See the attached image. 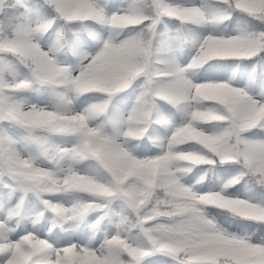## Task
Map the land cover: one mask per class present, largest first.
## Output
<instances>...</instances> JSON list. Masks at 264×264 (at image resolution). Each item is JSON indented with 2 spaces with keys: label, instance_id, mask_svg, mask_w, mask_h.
Segmentation results:
<instances>
[{
  "label": "snow or ice",
  "instance_id": "6c2138e0",
  "mask_svg": "<svg viewBox=\"0 0 264 264\" xmlns=\"http://www.w3.org/2000/svg\"><path fill=\"white\" fill-rule=\"evenodd\" d=\"M0 264H264V0H0Z\"/></svg>",
  "mask_w": 264,
  "mask_h": 264
},
{
  "label": "rangeland",
  "instance_id": "374dc122",
  "mask_svg": "<svg viewBox=\"0 0 264 264\" xmlns=\"http://www.w3.org/2000/svg\"><path fill=\"white\" fill-rule=\"evenodd\" d=\"M186 51H187V49H186ZM202 71V70H201ZM197 75H199V72L197 73Z\"/></svg>",
  "mask_w": 264,
  "mask_h": 264
}]
</instances>
